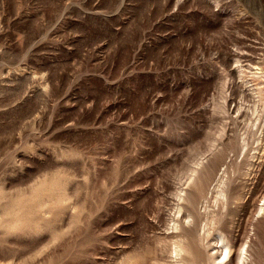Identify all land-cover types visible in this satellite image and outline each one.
<instances>
[{"label":"rangeland","instance_id":"obj_1","mask_svg":"<svg viewBox=\"0 0 264 264\" xmlns=\"http://www.w3.org/2000/svg\"><path fill=\"white\" fill-rule=\"evenodd\" d=\"M263 157L264 0H0V264L264 258Z\"/></svg>","mask_w":264,"mask_h":264},{"label":"bare ground","instance_id":"obj_2","mask_svg":"<svg viewBox=\"0 0 264 264\" xmlns=\"http://www.w3.org/2000/svg\"><path fill=\"white\" fill-rule=\"evenodd\" d=\"M244 146H242L241 149H243ZM261 149H262V147H261ZM203 169H204L203 173L206 174L207 169H205V168H203ZM231 172H236V170L233 168V169H231ZM199 173H200V179H202V176H201L202 172H199ZM204 174H202V175H204ZM188 175H190V173ZM210 179H211V177L208 180H210ZM220 181H221V183L219 185L218 194H219V196L226 198L228 203L232 199H243V201L240 202L239 204H237V206L248 207L249 202L254 201V199L256 197L255 192L248 199H246L247 197L246 196L244 197V195L240 192H238L237 194H233L234 195L233 196L232 193H230L229 189H228L229 182H226L225 180H220ZM231 190H233V188H231ZM202 197H204V195H202ZM179 198L187 200L188 203L194 207L197 203V200L195 198L192 200L190 198V196H188L187 194L185 196H183L182 194H179ZM263 198H264V195H263ZM230 204H231V202H230ZM257 212L259 214L262 213V216H264V204H263V206H261L257 209ZM213 214L214 215H213V217H211V222L213 224L215 223V221L217 222L218 227H216V232L218 234V238L217 237L216 238H217V241L221 242V244H222L221 245L222 257H220V259H222V264H264L263 256L262 257L260 256L257 259L254 256H252V253H250V249H251L250 243H248L247 245H244V246L241 243L239 244V242H237V238H236L235 234H233L232 231H228L223 226H221V220H222V218H224L227 215L226 212L220 213V212L215 211V212H213ZM250 214H251V211L249 210V215ZM182 224L183 223H180L179 226L183 227ZM173 252L175 253L176 257H179V259L177 260L178 264H189V261H187V259L185 258V255L187 253H191V251L188 250V248L186 246H184L183 244L176 245ZM256 254H257V252H256Z\"/></svg>","mask_w":264,"mask_h":264}]
</instances>
